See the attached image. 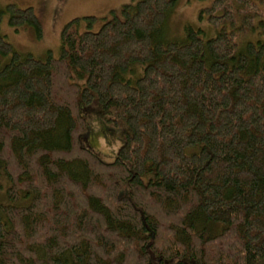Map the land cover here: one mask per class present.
<instances>
[{
  "label": "trees",
  "instance_id": "obj_1",
  "mask_svg": "<svg viewBox=\"0 0 264 264\" xmlns=\"http://www.w3.org/2000/svg\"><path fill=\"white\" fill-rule=\"evenodd\" d=\"M177 1L75 17L44 59L0 34V264H264L263 1L232 4L244 43L225 0L199 14L212 35L168 37ZM5 15L42 36L33 7ZM94 99L127 125L112 162L82 142Z\"/></svg>",
  "mask_w": 264,
  "mask_h": 264
},
{
  "label": "rangeland",
  "instance_id": "obj_2",
  "mask_svg": "<svg viewBox=\"0 0 264 264\" xmlns=\"http://www.w3.org/2000/svg\"><path fill=\"white\" fill-rule=\"evenodd\" d=\"M138 0H0V7L9 3L17 4L21 8L33 7L35 13L40 19L43 27L41 37L36 35L35 30L30 26H24L16 29L9 24L8 15H5L1 26L0 34L4 35L9 42L13 44L16 50L21 53H32L39 59H44L49 51L57 56L61 46V30L63 26L75 17L95 16L97 23L95 29H98L103 22L113 17L112 11L119 14L124 5L135 3ZM215 0H178V5L174 9L171 18L168 21L166 35L168 37L182 40L186 38L185 26L192 25L194 28H203L212 35L214 25L205 17L200 19L199 14L202 9L213 5ZM263 7L264 10V0ZM237 4L235 0H225V4L217 7L216 14L222 15L225 12V5ZM234 25L225 23L220 24L226 30H233L234 38L239 43H244L252 35L243 29V22L240 20V14L234 9ZM222 29V28H221ZM244 30V31H243ZM167 39V38H166ZM168 40V39H167ZM81 114L86 118L87 127L81 134L83 145L91 149L106 162H112L120 147L125 142L123 135L127 128L126 123L120 122L119 125H113L106 121L102 114L101 106L97 99L86 104L81 101ZM4 170L0 166V202L7 201L6 187L8 179L4 176ZM149 175L144 178L147 180ZM128 190L126 182L121 189V194ZM155 264H161L158 257L153 258ZM177 258L166 260L165 264H174Z\"/></svg>",
  "mask_w": 264,
  "mask_h": 264
}]
</instances>
